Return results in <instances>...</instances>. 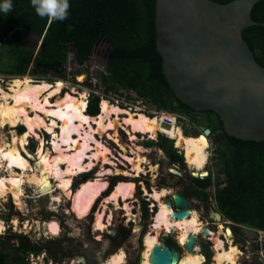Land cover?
<instances>
[{
    "label": "trees",
    "instance_id": "trees-1",
    "mask_svg": "<svg viewBox=\"0 0 264 264\" xmlns=\"http://www.w3.org/2000/svg\"><path fill=\"white\" fill-rule=\"evenodd\" d=\"M213 1L228 4L235 0ZM3 3L5 0H0V5ZM11 3L12 10L7 14L0 10V28L16 36L25 31L43 38L42 49L37 54L12 40L7 55L12 74L24 75L32 64L33 73L53 72L60 78L65 77L69 63L72 70L87 66L93 71L91 65L98 47L104 43L110 50L102 75L106 89L133 91L139 99L150 100L161 111L188 116L195 125L206 123L207 129L215 135L217 160L227 179L226 186L218 188L215 194L219 212L236 225L233 228L237 234L242 235L237 225L264 230V142L230 137L215 112H197L176 97L157 51V0H69V15L64 21L39 17L31 0H11ZM252 18L264 23V1L255 5ZM243 35L257 62L264 67V26L249 27ZM7 70L0 67V72ZM100 100L97 95L90 98L88 112L91 116L100 114ZM159 146L172 164L183 162V156L174 149L170 139L162 136ZM116 182L117 179L114 184ZM194 182L199 200L209 204L212 177L194 179ZM202 250L210 261V247L203 245ZM8 261V253L0 251V264H8ZM14 261L26 264L21 256ZM253 264L263 263L256 260Z\"/></svg>",
    "mask_w": 264,
    "mask_h": 264
},
{
    "label": "rangeland",
    "instance_id": "rangeland-1",
    "mask_svg": "<svg viewBox=\"0 0 264 264\" xmlns=\"http://www.w3.org/2000/svg\"><path fill=\"white\" fill-rule=\"evenodd\" d=\"M7 34L8 32L5 29L0 28V67L8 69L5 72H0V85L6 92L8 93L11 92V90L8 87V83L9 81L15 78H23L25 76H29L35 82L46 81L52 84H54L58 80H62L67 84L66 88L63 90V94L75 93L74 89H77L76 92L77 94L84 91L88 93V100H87L88 107H89L90 98L92 97V95H96L93 93L94 91H96L98 92L97 95H99V97L101 98L99 104L100 110H101V103L104 99L110 102L111 105H115L117 108L121 109L122 112H120V114H115L112 116L113 120L114 119L119 120L117 123H115L116 130L114 129L112 131H109L108 133H106L105 137H103L104 134L99 135V137L95 135V138L97 140H99L100 142H102L104 145H106L111 149V153H113L114 158L109 161L108 166L107 165L104 166L103 164H100L97 167H95L92 171H88L80 174L83 175L87 173L86 175L84 176L78 175L77 177H75L72 182L71 192L73 195H75V193L81 186L80 184H82L84 180L85 182L83 184L87 182L86 180L88 181L92 179L97 180L98 178H101L102 180H106L107 178L106 182L108 181V183H110L113 177H116L118 183L122 181L135 182V184L138 185L135 193V198L137 200V203H134V201L136 200H131V199H130L131 201L129 202L131 204V208L132 209L134 208L132 214H134L135 217L136 216L137 217L136 219H133L130 226L136 229L138 233L133 234L132 237L129 239V241L123 247L117 246V247H113L110 250L109 247L111 241H109L110 239L106 236L107 235L106 232L104 233L105 235L103 233L100 235L95 234L97 235V239L101 241L96 242L97 241L96 240L95 242H91L89 246L88 244L90 240L86 239V234L89 232L91 217L88 218V221L87 218L82 219V221L77 220L78 219L76 216L77 214L73 210V201L70 198L66 197L65 194H63V192L57 187L58 184L56 182H53L54 180L52 179L55 189L53 188L52 191L46 195L41 194V195L33 196V193L34 194L37 193L34 190V188L28 185H24L22 187L23 190L21 194L22 197L20 198L22 201L20 202L21 205H18L12 193H8L7 196L3 198L0 197V221L6 227V230L3 232V234L0 235V251H5L6 253H8L9 255L8 264H16L14 261V258L17 256V252L15 248L19 247L21 245V242L30 241L31 244L33 245L32 247L36 246V247H42L44 249L36 257H33L31 255L29 257V260H27L29 261L27 262V264H47L48 261L49 262L54 261L55 264H72L74 260L78 261L79 259H81L82 256L85 257L86 259L95 256L99 258L100 263H91V264H108V262L110 261L109 259L115 256L120 251H124L126 253V259L124 264H127L128 262L130 263L131 261L133 262L139 256V252H143V251L147 252L148 250L147 245L146 248H142V246L139 243V239L141 237L142 232H144L146 228H147L146 234L151 233V228L153 226V224L151 223H154L151 221L153 216L152 212L156 210V208H153L154 204L149 205L150 216L147 218V220H145L141 215L142 201L146 198L145 195H147L148 193L152 194L154 190L168 189L170 191H173L174 193H179L185 190L186 187L184 186V184L178 183L179 180L177 178L172 177L170 171H172L173 174L176 173L179 174L180 172H183L184 175H187V172L189 173L191 170L190 167L187 168L186 166L184 167L182 166L181 170L179 171L176 170L175 167L170 166L168 164V158L164 154V152L160 149V146L158 144L161 141L162 136L167 138V136H165L163 133H159V134L156 133L155 138L152 139L150 135L134 134L132 129L133 127L130 130L128 128V125L125 123V121L129 116L128 113H131L133 115L143 114L153 119L163 118V115L160 114V112L170 113L173 115L175 114L177 116L178 114L167 111H161L157 109V107L153 105L150 100L139 99L138 95L133 91L117 90L116 87L107 90L106 87L102 84V75L105 71L104 60L106 61L110 50L109 47L106 46L104 43L99 45L98 47L99 52L95 55V59L93 60L94 63H92L91 65V67L93 66L92 68H94V70H93V75L90 78L89 84L86 81L80 83L78 81V78L77 80L72 79L71 77V72L73 71L71 65L72 63H69L66 66V74L64 78H60L59 76L55 75L53 72H49L47 74H44L42 72L33 73V67H34L33 64L30 66L29 71H27V73H25L24 75L12 74V72L10 71L11 66L7 58L12 40H15L17 43H21L24 47L28 49L35 50V53L37 54L42 49L43 38H39L25 31L20 36H16L13 32L9 33L8 35ZM2 37L4 38V40L1 39ZM63 94L61 96H63ZM87 113L89 114L88 111ZM180 116H182L183 119H181ZM180 116L177 117L179 127L183 131V134L186 136L195 137V135L202 134L203 128L207 129L206 123L202 122L195 125L190 122L188 116H183V115ZM201 119H203V117H201ZM43 131L44 132H41V135L45 140L46 143L45 147L46 149L49 148L51 149L52 137L47 133H45V130ZM20 132H24V133L26 132V127L24 125H20L14 129H11L10 126L0 128V145H4L3 143L10 145L11 143H13L14 138H18V135L21 134ZM112 136H117L116 142L113 140ZM148 142H153V144L148 145L147 144ZM38 148H39V139L31 137L29 140V144L27 146V150L31 153L32 157H29L25 152L24 153L26 154L28 159L30 158L29 161L31 162V165H33L34 168H35V164L37 163L36 153ZM133 150H135L137 153L140 151L139 152L140 155L145 157L150 163L148 165L144 164L143 167L145 169V173H142V175H140L137 178L131 177L133 173L130 172L133 166H131L132 164L130 163L129 159L130 158L132 159L136 156ZM215 150H216L215 143L210 144V147L207 149V153L209 155L207 167L209 171H211V168L213 167L216 168L215 179L216 182H218L222 179L220 175L222 170H221V165L218 163L217 158L213 157ZM5 166H6L5 163L1 164L0 167L1 178H7V176L10 175L11 173L10 170H8ZM151 167L158 169L156 171H152ZM178 167L180 166L178 165ZM117 170H120L121 172L124 173L129 172V174L127 175L115 174L114 172H116ZM13 172L14 175L17 176L20 175V173L17 172L16 170H13ZM214 192H215V188H212L211 194H214ZM108 197L105 198V201ZM166 197L162 199L163 202H165ZM105 201L103 200L101 202L99 208L101 206L103 207L101 208L100 211L101 213L104 212L103 214L106 215V217L109 214L112 217L114 210H112L110 205L109 204L107 205ZM192 201L193 203L190 210L197 212L200 220L205 225L209 224L208 226L210 227V230L215 234L216 233L218 234L220 232L221 226L216 224V222H214L215 220L213 219L216 218V217L214 218L216 214L220 215V213L216 205L214 204V201H211L208 204V208L207 206L205 207L203 203L198 200V195L196 194L193 195ZM122 204L123 205L121 208L125 206L124 203ZM158 204L159 203L157 202L156 205L159 208L160 204L159 205ZM104 206H106V208H104ZM99 208L96 210L95 213L96 219L98 213H100ZM115 214L117 219L123 222L122 210L117 211ZM109 218H108V222H109ZM106 219L107 218H105V220ZM221 219L225 220V218L224 217L222 218V216ZM54 221L57 222L59 226L61 224L60 223L61 221L64 222V226H65L64 228L66 229L65 235L62 233V231H60V233L54 237L48 235L46 230V224L49 226V224H51V222ZM108 222L106 223L105 221L107 225L110 224V222L109 224ZM126 222H128V219ZM227 222L230 226L234 225V223L230 224L229 223L230 221ZM221 224L224 225L223 223ZM230 226L226 225L225 227L231 229ZM240 227L243 233L242 235L234 233V231L231 229L233 232L232 239L234 241V244L237 245L239 247L240 252L244 254L241 255L239 264H244V263L253 264L256 260L264 261L263 259L264 236H262L263 243L261 248L259 245L254 244L251 239V235H258V234L252 232H246L244 227L242 226ZM244 233L247 234V237L245 236ZM220 237L224 242H226L227 245V240L225 235L222 234ZM208 240L206 238L200 237L197 247L201 248L202 245H208L212 252V258L209 261L208 258L201 251V254H203L206 258V262L204 264H215L214 244L211 240L210 242ZM178 241H179V237H178ZM107 242L108 244H106ZM131 244L132 246H130ZM183 253H184L183 255H186L185 250H183ZM52 254L58 255L60 259L57 261L54 260ZM87 254H89L88 255L89 257H87ZM28 256L26 255V257Z\"/></svg>",
    "mask_w": 264,
    "mask_h": 264
},
{
    "label": "bare ground",
    "instance_id": "bare-ground-1",
    "mask_svg": "<svg viewBox=\"0 0 264 264\" xmlns=\"http://www.w3.org/2000/svg\"><path fill=\"white\" fill-rule=\"evenodd\" d=\"M78 81L80 83L85 82L86 76L80 75ZM66 86L67 84L62 80H58L54 84L46 81L35 82L29 76L9 81L10 93L6 92L0 85V128L10 126L11 129H14L20 125L26 127V132L18 135V138H14L13 143L0 145V167L1 164L5 163V167L11 172L7 178L0 177V197L3 198L8 193H12L15 201L21 205L20 198L24 185L46 195L53 188L55 189L53 182H56L63 194L73 201V210L77 214L76 216L84 219L90 214L96 200L107 190L108 182L101 178L89 180L81 185L73 195L71 192L73 179L84 172L92 171L97 165L103 164L105 166L109 163L110 158H112L111 150L97 140L95 135H103L109 129L116 130L115 123L119 120H113L112 116L120 114L122 111L104 99L101 103L100 115L90 116L87 113L88 93L84 91L77 94V89H74L75 93L63 94ZM62 94L63 96H61ZM128 115L125 123L133 127V133L140 132L142 135H150L151 138H155L156 133L162 131L170 138L176 139V147L185 151L188 163L196 165L198 173L195 175L200 177L199 171L204 170L209 156L207 149L210 145L205 136L184 135L175 116L171 126L166 127L164 125L166 114L161 119H153L143 114L128 113ZM43 130L52 137L51 149L45 147L46 143L41 135ZM31 137L39 139L35 168L31 165L30 158L28 159L22 154L25 152L29 157H32L27 150ZM133 151L136 156L130 158L129 161L133 166L131 177L136 178L145 173L143 165L147 164L148 160L140 155V151L138 153ZM156 169L151 167L152 171ZM13 170L19 172L20 175H14ZM120 172L117 170L114 173L129 174V172ZM206 176L207 173H203V177ZM136 188L137 185L133 181L119 182L105 202L114 203L116 209H120L122 199L125 204L123 209L132 219V208L128 201L134 198ZM168 194L167 189L154 190L152 194L150 193V196L160 205L158 204L159 210L154 218V226L151 230L153 233H150L145 239L148 250L142 253L144 257L142 264H151L149 261L150 253L159 243V235L164 230L170 232L174 228L172 234L176 230L175 235L177 234L179 242L184 246L191 234L197 238L203 230L199 215L193 210L190 211L189 219L177 221L174 218L173 210L162 201ZM103 213L100 211L96 219V228L102 232L107 227L104 223L105 215ZM215 217L217 221H221V215L218 214ZM49 229L53 235H58L61 231L59 224L55 221L49 224ZM5 230V225L0 221V235ZM223 231L224 226L221 225L220 232L218 234L212 233L210 236L215 249V264H239L240 257L244 254L234 244L232 230L228 228L225 231L227 245L220 237ZM198 250L199 248L196 249V254L187 252L182 257L180 264H204L206 258ZM125 259L126 253L120 251L109 259L108 264H123Z\"/></svg>",
    "mask_w": 264,
    "mask_h": 264
},
{
    "label": "water",
    "instance_id": "water-1",
    "mask_svg": "<svg viewBox=\"0 0 264 264\" xmlns=\"http://www.w3.org/2000/svg\"><path fill=\"white\" fill-rule=\"evenodd\" d=\"M261 1L157 0L156 4L157 51L170 88L195 111L215 112L226 133L242 141L264 142V67L243 35L249 27L264 26L252 18L255 5ZM80 75L90 83L87 66L71 72L72 79ZM202 131L207 138L212 135L210 129ZM36 192L33 196L41 195ZM167 206H175L177 221L191 216L192 203L182 195L175 194ZM204 235L210 236L207 228ZM196 247L194 234L179 248L156 245L150 263L180 264L181 250L196 254ZM143 260L141 257L139 264Z\"/></svg>",
    "mask_w": 264,
    "mask_h": 264
},
{
    "label": "flooded vegetation",
    "instance_id": "flooded-vegetation-1",
    "mask_svg": "<svg viewBox=\"0 0 264 264\" xmlns=\"http://www.w3.org/2000/svg\"><path fill=\"white\" fill-rule=\"evenodd\" d=\"M40 67V66H39ZM101 111H102V109H101ZM162 115H164V114H166V113H161ZM178 116H180V115H178ZM177 115L175 116V117H178ZM181 117V119H183V117L182 116H180ZM191 118H194V117H191ZM178 119V118H177ZM189 120H190V118H189ZM191 121V120H190ZM128 128L131 130V128H132V126L131 125H128ZM109 131H112V129H109L108 131H106V132H104V136L103 137H105V135H106V133H108ZM21 134H22V132H20ZM132 133V132H131ZM159 133H163L165 136H167V138H169L172 142H173V147H174V149H176L177 151H178V153L180 154V155H182L183 156V162H178V163H174V164H172L171 163V159L168 157V155L165 153V151L162 149V148H160L163 152H164V154L167 156V158H168V164L170 165V166H173V167H175L176 168V170H181V167L183 166H186L187 168L188 167H190V176H189V173L187 172V175H184L183 174V172H180L179 174L178 173H176V174H173L172 173V171H170V174L172 175V177H174V178H177L178 180H179V182L178 183H182V184H184V186L186 187V189L185 190H183V191H181V192H179V193H174L173 191H170V190H168L169 191V194L167 195V197L165 198L166 200H165V203H166V205H167V202L168 201H172L173 200V197H174V195L175 194H179V195H182V196H184V197H186L187 199H189L190 200V202L191 203H193V201H192V197H193V195H198V200H199V194H198V188L195 186V182H194V179H196L195 177H194V175H195V173H198L197 172V167H196V165H194V164H189L188 163V161H187V158H186V153H185V151L184 150H182V149H179V148H177L176 147V143L174 144V142L176 141V139H173L172 140V138H170L166 133H164V132H162V131H159ZM158 133V134H159ZM134 134H141L140 132H134ZM142 135V134H141ZM96 136L97 137H99V135L98 134H96ZM199 136H205L204 134H199V135H195V137H199ZM151 137V136H150ZM206 137V136H205ZM112 138H113V140L116 142V139H117V136H112ZM209 138H210V141H211V144H213V143H216L215 142V135H213V133H212V135L210 136V137H206V139H207V141H208V143H209ZM152 139V138H151ZM175 140V141H174ZM118 144H119V142H118ZM159 144V143H158ZM209 145H210V143H209ZM210 147V146H209ZM109 148V147H108ZM111 150V149H110ZM24 155H25V157L27 158V156H26V154L25 153H23ZM111 157L112 158H110V159H113L114 158V156H113V153H111ZM143 157V156H142ZM213 157H216L217 158V154H216V150L214 151V154H213ZM108 164L109 163H107L106 165L108 166ZM148 164H150L149 163V161H148V163L146 164V165H148ZM105 165V166H106ZM178 165L180 166V167H178ZM98 166V165H97ZM96 166V167H97ZM144 166V165H143ZM158 169V168H157ZM156 169V170H157ZM155 170V171H156ZM215 170H216V168L215 167H213V168H211V171H209L208 170V167H207V165H206V167L204 168V170L203 171H199V175H200V177L201 178H203V179H207V178H209V177H212V181H213V186L212 187H210L209 189H208V192L210 193V195H211V198H210V201H209V203L211 202V201H214V204L216 205V207H217V204H216V199H215V194H216V190L218 189V188H222V187H224V186H226V181H227V179H226V176H225V172H221V180L220 181H218V182H216V179H215ZM130 172H132V170H130ZM203 173H207V176L206 177H203ZM87 174V173H86ZM86 174H83V175H80V176H84V175H86ZM173 175H175V176H173ZM106 176H109V175H106ZM186 176H188V177H186ZM137 178V177H136ZM201 178H199V180H203V179H201ZM84 179H85V177H84ZM115 179H117L116 177H113V179H112V181L110 182V183H108V186L109 187H107V190L106 191H104L103 193H102V195H101V197H99L97 200H96V202H95V204H94V206L92 207V210L90 211V214L88 215V216H86L85 217V219L87 218V221H88V218L89 217H91V221H90V226H89V232L86 234V239L87 240H90V242H89V246H90V243L91 242H95L96 240V242H98V241H101V240H98L97 239V235H95V234H98V235H100V234H104L105 232H106V236L110 239L109 241H111L110 242V247H109V250L110 249H112L113 247H119V246H124L128 241H129V239L132 237V235L133 234H136V233H138L137 232V230L136 229H134V228H132L131 226H130V224L132 223V221H133V219H136V217H135V215L134 214H132L133 215V217H132V219H130V217H129V215H128V213H126V210L125 209H123V208H120V209H116L115 208V206H114V204L113 203H107V204H109L110 205V207L112 208V210H114V212H113V215H112V217H110L109 218V215H107V217H106V215L104 216V223H105V221H106V223L108 222V218H109V222H110V224H109V222H108V224L109 225H107L106 223H105V225L107 226L106 227V229H105V231L104 232H102V231H98L97 230V228H96V216H95V213H96V210L99 208V206H100V204H101V202L104 200L105 201V198L106 197H108L111 193H112V191L114 190V188L116 187V185H117V183H118V181L114 184V182H115ZM106 180H107V178H106ZM86 181H88V180H86ZM184 181H186V182H184ZM85 182V180L82 182V184ZM108 182V181H107ZM82 184H80V185H82ZM137 185V184H136ZM138 186V185H137ZM72 188V187H71ZM212 188H215V192H214V194H211V191H212ZM136 193V192H135ZM146 196V198L142 201V208H141V210H142V212H141V215H142V217L145 219V220H147V218L150 216V207H149V205L150 204H154V207L153 208H156V210L155 211H153L152 212V214H153V216H152V222H154V218H155V216H156V214L158 213V210H159V208L157 207V202L158 201H156L155 199H153L152 197H150V194L148 193L147 195H145ZM147 198H149V199H147ZM131 200H136V198H135V196H134V198H132ZM131 200H129V201H131ZM128 201V204H130V202ZM200 202H202L201 200H199ZM106 203V202H105ZM104 203V204H105ZM122 203H124L123 201H122V199H121V205H123ZM134 203H137V200L136 201H134ZM203 203V205L206 207L208 204H205L204 202H202ZM131 205V204H130ZM168 207V206H167ZM101 208H102V206L99 208V211L101 210ZM168 208H170V207H168ZM158 209V210H157ZM170 209H172L173 211H177V209L175 208V206H173V208H170ZM218 209V208H217ZM108 210H109V208H108ZM111 210V211H112ZM121 211L122 210V212H123V216H122V218H123V222H121L119 219H117V217H116V212L117 211ZM133 210H134V208L132 209V213H133ZM103 211V210H102ZM173 211H172V213H173ZM192 211V210H191ZM219 211V210H218ZM108 213H109V211H108ZM220 213V215L222 216V218L224 217L223 215H222V213L221 212H219ZM99 214V213H98ZM216 215H218V214H216ZM215 215V216H216ZM215 216H214V218H215ZM78 218V217H77ZM105 218H107L106 220H105ZM225 218V217H224ZM111 219V220H110ZM127 219H128V222H126L127 221ZM77 220H79V221H82V219H80V218H78ZM171 220H172V214H171ZM199 220H200V218H199ZM213 220H215L214 222H216V224H218L219 226H221L222 224L221 223H223L225 226L226 225H228V226H230L228 223H227V221L228 220H223V219H221V221H217V219L215 218V219H213ZM200 222L203 224V230H202V232L200 233V237H203V238H206L209 242H210V240H211V238H210V236H211V234L213 233V234H215L214 232H212L211 230H210V227L208 226V225H205L201 220H200ZM61 224H60V229H61V231H62V233L65 235V232H66V229L64 228L65 226H64V222H60ZM151 224H153V226H154V223H151ZM223 225V226H224ZM44 226V225H43ZM153 226H152V228H151V230L153 229ZM224 226V231H223V233L222 234H224L225 235V231L228 229V228H226ZM235 225H232V226H230L231 227V229L234 231V233H236L235 232V230H234V227ZM204 228H207L208 230H209V232H210V236L209 237H205V235H204ZM46 230H47V233H48V235H50V236H52V237H54V236H57V235H53V234H51L50 233V229H49V226L46 224ZM48 230H49V232H48ZM172 230H174V228H172L171 229V231L169 232V231H167V230H164L160 235H159V243L157 244V245H161V244H164V245H166V246H168V247H171V246H175V247H177V248H179V246H181V244L179 243V241H178V238H177V234L175 235V234H172ZM176 231V230H175ZM147 233V228H146V230L144 231V232H142V234H141V237H140V239H139V243H140V245L142 246V248H146V243H145V239H146V237L150 234H146ZM153 233V231L151 232V234ZM92 234H94V235H92ZM217 234V233H216ZM221 234V235H222ZM105 235V234H104ZM200 237H197V245H198V242H199V239H200ZM188 239V238H187ZM187 241V240H186ZM106 244H108V242L106 243ZM207 244H209V243H207ZM33 245L31 244V242L30 241H28V242H21V245L19 246V247H17V248H15V250H16V252H17V256L16 257H19V256H21V257H23V258H25V260H26V264H27V262H29V261H27V260H29V257L32 255L33 257H36L37 255H39L42 251H43V249L44 248H42V247H36V246H34V247H32ZM130 246H132V244L130 245ZM182 246H184V245H182ZM203 246V245H202ZM198 248V247H197ZM200 248V247H199ZM108 250V251H109ZM215 250V249H214ZM201 251H202V253H204L203 252V250H202V247L199 249V251L198 252H200L201 253ZM210 251H211V249H210ZM144 252V251H143ZM143 252H139V256L132 262H128L127 264H139V262H140V259H141V257H143L142 256V253ZM181 253H182V255L184 254L183 253V250H181ZM187 253V252H186ZM26 255L28 256V257H26ZM89 254H87V257H89L88 256ZM150 255H151V253H150ZM203 255V254H202ZM205 255V254H204ZM184 256V255H183ZM15 257V258H16ZM39 257V256H38ZM52 257H53V259L54 260H59L60 258L58 257V255H56V254H52ZM144 258V257H143ZM88 259V260H87ZM85 258V257H81V259H79L78 261H76V260H74V262H72V264H91V263H100V260H99V258H97L96 256L95 257H92V258ZM149 259H150V257H149ZM150 261V260H149ZM16 263V262H15ZM16 264H19V263H16ZM47 264H55V262L54 261H48L47 262ZM124 264V263H123Z\"/></svg>",
    "mask_w": 264,
    "mask_h": 264
},
{
    "label": "clouds",
    "instance_id": "clouds-1",
    "mask_svg": "<svg viewBox=\"0 0 264 264\" xmlns=\"http://www.w3.org/2000/svg\"><path fill=\"white\" fill-rule=\"evenodd\" d=\"M31 6L39 17L49 21H64L68 18L70 9L69 0H31ZM0 10L5 14L10 12L11 0H5V3L0 5Z\"/></svg>",
    "mask_w": 264,
    "mask_h": 264
},
{
    "label": "built area",
    "instance_id": "built-area-1",
    "mask_svg": "<svg viewBox=\"0 0 264 264\" xmlns=\"http://www.w3.org/2000/svg\"><path fill=\"white\" fill-rule=\"evenodd\" d=\"M91 70V77H92V75H93V71H92V69H90ZM90 77V78H91ZM94 94H98V92H96V91H94L93 92ZM97 96H99V95H97ZM159 113V112H158ZM161 113H165V112H160V114ZM159 115V114H158ZM174 116H176L175 114L173 115V114H170V113H166V116H165V118H164V124L166 125V126H171V123L174 121ZM209 143H210V141H209ZM211 144V143H210ZM228 223V222H227ZM230 224L232 223V222H229ZM235 225V224H234ZM236 226V225H235ZM238 227H240V226H242V225H237ZM242 227H244V229L246 230V232H252V233H256V234H258V235H251V239H252V241H253V243L254 244H257V245H259L261 248H262V243H263V238H262V236H264V230H258V229H255V228H252V227H248V226H242ZM241 228V227H240ZM243 234V233H242ZM245 234V236L247 237V234L246 233H244ZM251 244V243H250ZM196 249H197V247H196ZM263 254H264V250H263ZM263 259H264V256H263ZM261 262L264 264V261L263 260H261Z\"/></svg>",
    "mask_w": 264,
    "mask_h": 264
}]
</instances>
